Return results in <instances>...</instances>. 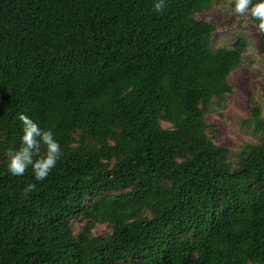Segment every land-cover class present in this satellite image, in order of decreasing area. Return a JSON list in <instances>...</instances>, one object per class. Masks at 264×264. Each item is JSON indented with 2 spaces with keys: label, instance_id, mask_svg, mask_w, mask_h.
<instances>
[{
  "label": "trees",
  "instance_id": "1",
  "mask_svg": "<svg viewBox=\"0 0 264 264\" xmlns=\"http://www.w3.org/2000/svg\"><path fill=\"white\" fill-rule=\"evenodd\" d=\"M215 1L0 0V264H264V139L207 132L248 46L213 47ZM20 114L61 145L42 182L7 168Z\"/></svg>",
  "mask_w": 264,
  "mask_h": 264
},
{
  "label": "rangeland",
  "instance_id": "2",
  "mask_svg": "<svg viewBox=\"0 0 264 264\" xmlns=\"http://www.w3.org/2000/svg\"><path fill=\"white\" fill-rule=\"evenodd\" d=\"M233 8L234 3L229 4V0H216L209 10L198 17L215 26V49L231 48L238 39L248 42L241 65L229 76L233 91L222 100L215 99L211 111L206 116L209 136L217 144L229 147L231 157L235 159L244 145L257 144L264 139V131L258 129L251 119L254 103L264 108L261 97L264 51L260 33L251 21V15H237ZM163 125L169 126L166 122ZM84 225L82 220L75 221V231L80 232ZM110 231L107 224H97L93 233L101 235Z\"/></svg>",
  "mask_w": 264,
  "mask_h": 264
},
{
  "label": "clouds",
  "instance_id": "3",
  "mask_svg": "<svg viewBox=\"0 0 264 264\" xmlns=\"http://www.w3.org/2000/svg\"><path fill=\"white\" fill-rule=\"evenodd\" d=\"M232 3H234L232 10L235 14L240 16L250 14L252 18L259 21L258 28L264 32V0H258L255 4H253V0H229V4ZM165 6V0H158L154 5V11L160 13ZM19 120L23 125L21 145L18 149H10L7 152L8 171L13 176H23L31 167L35 180L42 182L47 179L61 158V145L50 129H42L29 116L20 114ZM42 145L45 149L43 154L41 153ZM35 189V184H29L24 191L32 192Z\"/></svg>",
  "mask_w": 264,
  "mask_h": 264
}]
</instances>
